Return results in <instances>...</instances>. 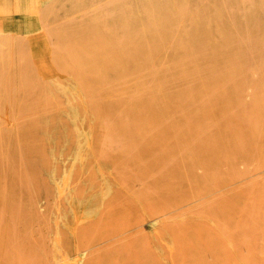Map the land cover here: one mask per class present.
Masks as SVG:
<instances>
[{
    "label": "rangeland",
    "instance_id": "374dc122",
    "mask_svg": "<svg viewBox=\"0 0 264 264\" xmlns=\"http://www.w3.org/2000/svg\"><path fill=\"white\" fill-rule=\"evenodd\" d=\"M0 264H264V0H0Z\"/></svg>",
    "mask_w": 264,
    "mask_h": 264
}]
</instances>
